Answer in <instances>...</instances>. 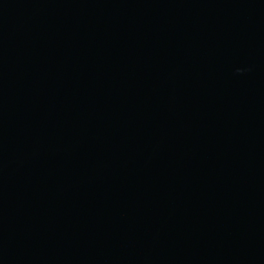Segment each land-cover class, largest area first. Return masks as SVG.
<instances>
[{
	"label": "water",
	"instance_id": "obj_1",
	"mask_svg": "<svg viewBox=\"0 0 264 264\" xmlns=\"http://www.w3.org/2000/svg\"><path fill=\"white\" fill-rule=\"evenodd\" d=\"M0 264H264V0H0Z\"/></svg>",
	"mask_w": 264,
	"mask_h": 264
}]
</instances>
